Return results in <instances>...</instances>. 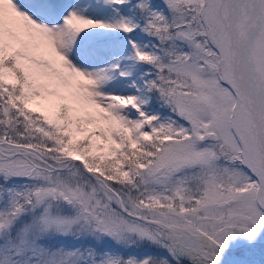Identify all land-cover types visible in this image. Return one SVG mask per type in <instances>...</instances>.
<instances>
[{
    "label": "snow or ice",
    "instance_id": "obj_1",
    "mask_svg": "<svg viewBox=\"0 0 264 264\" xmlns=\"http://www.w3.org/2000/svg\"><path fill=\"white\" fill-rule=\"evenodd\" d=\"M0 264H264V0H0Z\"/></svg>",
    "mask_w": 264,
    "mask_h": 264
}]
</instances>
